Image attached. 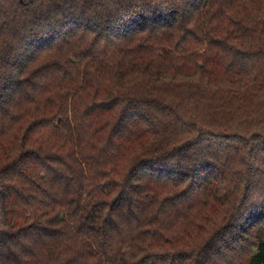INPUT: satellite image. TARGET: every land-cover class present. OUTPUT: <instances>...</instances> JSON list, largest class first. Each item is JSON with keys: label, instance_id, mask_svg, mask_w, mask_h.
Instances as JSON below:
<instances>
[{"label": "trees", "instance_id": "1", "mask_svg": "<svg viewBox=\"0 0 264 264\" xmlns=\"http://www.w3.org/2000/svg\"><path fill=\"white\" fill-rule=\"evenodd\" d=\"M0 264H264V0H0Z\"/></svg>", "mask_w": 264, "mask_h": 264}]
</instances>
